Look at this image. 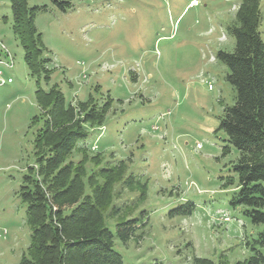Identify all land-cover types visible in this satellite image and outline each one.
<instances>
[{
	"label": "rangeland",
	"instance_id": "374dc122",
	"mask_svg": "<svg viewBox=\"0 0 264 264\" xmlns=\"http://www.w3.org/2000/svg\"><path fill=\"white\" fill-rule=\"evenodd\" d=\"M67 1L71 7L62 11L51 0H29L32 7L47 6L35 18L51 70L49 82L41 77L40 85L57 84L72 104L90 95L99 105L112 99L103 130L89 129L69 159L83 161L85 181L95 169L84 192L103 182L102 169L124 162L121 180L112 179L100 197L106 215L113 204L122 208L107 217L112 224L146 212L129 241H116L124 264L247 259L248 242L264 226L230 203L240 153L219 124L235 90L217 58L220 50L235 48L230 27L239 25L241 0ZM259 4L264 40V0ZM12 24L10 0H0V59L12 63L0 64V264H20L31 244L19 190L36 163L35 137L44 120L37 78ZM38 178L45 188L52 179ZM187 202L194 204L191 214L172 213Z\"/></svg>",
	"mask_w": 264,
	"mask_h": 264
},
{
	"label": "trees",
	"instance_id": "16d2710c",
	"mask_svg": "<svg viewBox=\"0 0 264 264\" xmlns=\"http://www.w3.org/2000/svg\"><path fill=\"white\" fill-rule=\"evenodd\" d=\"M51 1L62 11L71 7L67 0ZM10 4L12 28L24 50L25 63L37 78L35 96L44 117L35 137L36 163L29 167L19 190L32 230L28 253L20 264H124L121 252L115 248L116 241H129L146 212L112 224L107 217L122 208L113 204L106 215L100 207L101 194L107 192L112 179L121 180L124 162L116 169H102L103 182L91 192H84L82 186L94 176L95 169L88 172L85 181L80 171L85 167L83 161L74 163L69 159L77 144L88 137L89 129L104 126L112 99L99 105L90 95L86 101L72 104L57 84L48 90L42 88L40 78L46 83L51 78L47 67L50 58L35 18L47 6L32 7L29 0H10ZM236 17L239 25L230 27L235 38L234 50L217 53L218 60L229 69L226 79L235 90L234 103L224 108L219 129L225 133L229 146L240 153L234 164L239 175L238 190L230 203L234 208L241 207L253 224L264 226V40L259 30V0H241ZM80 149L87 153L85 147ZM39 175L44 180L52 178L46 188ZM130 177L133 179L134 175ZM193 208L194 204L187 202L172 213L191 214ZM248 244L251 255L235 264H264V253L259 249L264 246V228ZM194 260L195 264H213L210 260Z\"/></svg>",
	"mask_w": 264,
	"mask_h": 264
},
{
	"label": "built area",
	"instance_id": "2783aa9c",
	"mask_svg": "<svg viewBox=\"0 0 264 264\" xmlns=\"http://www.w3.org/2000/svg\"><path fill=\"white\" fill-rule=\"evenodd\" d=\"M5 64L8 67H12V63H9L8 61H5L4 59H0V64ZM3 74V72L0 70V84L4 83L3 77H1V75ZM9 81H11V79H8Z\"/></svg>",
	"mask_w": 264,
	"mask_h": 264
}]
</instances>
